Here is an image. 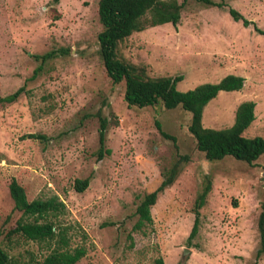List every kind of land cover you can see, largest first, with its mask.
<instances>
[{"label":"rangeland","instance_id":"1","mask_svg":"<svg viewBox=\"0 0 264 264\" xmlns=\"http://www.w3.org/2000/svg\"><path fill=\"white\" fill-rule=\"evenodd\" d=\"M211 1L184 0L176 26L133 32L118 54L144 66L149 77L181 74L180 91L243 76L241 90L221 91L203 108L202 125L227 128L237 105L253 100L255 119L243 134L264 136V35L254 29L264 30V0ZM230 7L253 24L235 21ZM101 29L98 0H0V96L26 90L0 105V247L9 264H43L48 253L42 244L7 235L21 215L9 194L12 177L29 200L56 194L64 201L70 245L87 248L76 264H153L158 256L166 264H253L264 154L252 164L230 155L208 160L187 129L189 112L162 103L129 107L124 84L111 81L99 56ZM49 51L54 55L41 63L36 56ZM101 117L109 121L104 149L110 153L97 159ZM173 167V183L151 207L152 222L133 230L141 197ZM86 177L87 188L76 191L75 180ZM208 182L198 231L188 242L194 202Z\"/></svg>","mask_w":264,"mask_h":264},{"label":"trees","instance_id":"2","mask_svg":"<svg viewBox=\"0 0 264 264\" xmlns=\"http://www.w3.org/2000/svg\"><path fill=\"white\" fill-rule=\"evenodd\" d=\"M203 1L214 4L211 0ZM183 3L184 0L183 2L178 0H98V18L102 26L97 34L98 53L105 71L113 83L124 84V100L129 107L143 108L162 103L166 109L179 106L189 112L190 121L187 129L196 141V148L204 153L206 159L215 161L230 155L252 164L264 154V136L247 137L243 134L255 119L253 100H243L237 105L234 121L227 128L211 129L202 125L203 108L221 91L241 90L245 81L243 76L227 74L217 82H204L186 91H180L177 89V83L183 79L181 74L149 77L144 66L133 64L118 54L119 43L133 32L165 23L176 26L181 18ZM228 12L235 21H241L245 26L252 23L234 8L230 7ZM254 29L264 35V30L258 26L254 25ZM54 53L55 51H49L36 57L44 63ZM39 70L40 66L33 71L29 80L35 78ZM25 92L23 85L10 94L0 96V105L15 102ZM108 124V118H100L97 159H101L105 153H110V149H104L105 130ZM162 134L175 139L163 131ZM26 136L34 139L45 138L39 133H29ZM176 173L175 167L163 172L162 179L156 188L141 197L135 210L138 217L133 230H141L152 222L151 207L155 204L158 195L173 183ZM89 181V177L76 179L75 190L83 192L89 185ZM8 188L13 208L21 215L16 220L15 226L7 231V235L19 234L27 240L44 245L48 253L43 258V264H76L86 255L85 246L71 247L70 245L71 226L61 221V217L68 212V209L58 195L29 200L24 186L14 177L11 178ZM210 189L211 185L208 182L196 197L193 206L195 217L187 238L188 242L197 234L199 211ZM257 229L259 247L255 252L253 264H258L260 257L264 254V205L258 216ZM10 262L9 253L0 247V264ZM153 264L166 263L161 256H158L154 258Z\"/></svg>","mask_w":264,"mask_h":264},{"label":"water","instance_id":"3","mask_svg":"<svg viewBox=\"0 0 264 264\" xmlns=\"http://www.w3.org/2000/svg\"><path fill=\"white\" fill-rule=\"evenodd\" d=\"M184 252H186V251L184 250Z\"/></svg>","mask_w":264,"mask_h":264}]
</instances>
